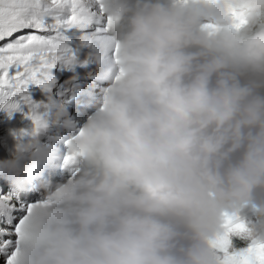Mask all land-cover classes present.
Segmentation results:
<instances>
[{
    "label": "clouds",
    "instance_id": "obj_1",
    "mask_svg": "<svg viewBox=\"0 0 264 264\" xmlns=\"http://www.w3.org/2000/svg\"><path fill=\"white\" fill-rule=\"evenodd\" d=\"M99 8L77 112L58 99L49 139L21 129L0 160L14 190L39 193L15 264H221L212 242L244 209L264 239V0Z\"/></svg>",
    "mask_w": 264,
    "mask_h": 264
},
{
    "label": "snow or ice",
    "instance_id": "obj_2",
    "mask_svg": "<svg viewBox=\"0 0 264 264\" xmlns=\"http://www.w3.org/2000/svg\"><path fill=\"white\" fill-rule=\"evenodd\" d=\"M101 13L99 0H0V41L15 37L0 44V109L10 116L27 109L33 127L22 135L36 136L46 130L58 99L65 106L75 105V86L82 83L78 70H84L86 82H91L87 54L95 34L106 28ZM247 23L237 16L234 27ZM64 70L73 76L60 84L57 71ZM33 85L46 100L33 98ZM74 163L75 157L67 154L64 165ZM38 195L36 191L9 193L0 186V264H15L21 226ZM226 217L224 233L212 242L221 264H264V239L253 236L241 213ZM234 237L243 242L242 250H237Z\"/></svg>",
    "mask_w": 264,
    "mask_h": 264
},
{
    "label": "bare ground",
    "instance_id": "obj_3",
    "mask_svg": "<svg viewBox=\"0 0 264 264\" xmlns=\"http://www.w3.org/2000/svg\"><path fill=\"white\" fill-rule=\"evenodd\" d=\"M254 212L252 211V210H250V209H244V210H242V212H241V215L243 216V217H247V216H249V215H252Z\"/></svg>",
    "mask_w": 264,
    "mask_h": 264
},
{
    "label": "rangeland",
    "instance_id": "obj_4",
    "mask_svg": "<svg viewBox=\"0 0 264 264\" xmlns=\"http://www.w3.org/2000/svg\"><path fill=\"white\" fill-rule=\"evenodd\" d=\"M244 218H245L246 220H255V219H256L254 213H253L252 215H249V216L244 217ZM234 238H235V237H234Z\"/></svg>",
    "mask_w": 264,
    "mask_h": 264
},
{
    "label": "trees",
    "instance_id": "obj_5",
    "mask_svg": "<svg viewBox=\"0 0 264 264\" xmlns=\"http://www.w3.org/2000/svg\"><path fill=\"white\" fill-rule=\"evenodd\" d=\"M234 239H235V242L237 243V245H242L243 242L241 241V239L239 237H235Z\"/></svg>",
    "mask_w": 264,
    "mask_h": 264
}]
</instances>
